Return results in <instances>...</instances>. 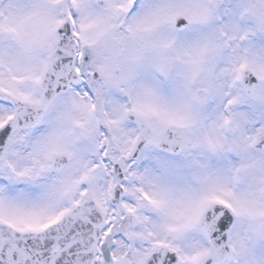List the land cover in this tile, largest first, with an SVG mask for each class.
Masks as SVG:
<instances>
[{"label":"snow or ice","instance_id":"obj_1","mask_svg":"<svg viewBox=\"0 0 264 264\" xmlns=\"http://www.w3.org/2000/svg\"><path fill=\"white\" fill-rule=\"evenodd\" d=\"M0 264H264V0H0Z\"/></svg>","mask_w":264,"mask_h":264}]
</instances>
